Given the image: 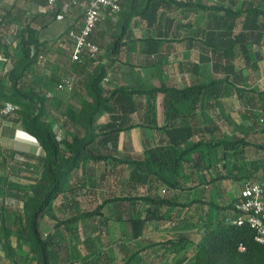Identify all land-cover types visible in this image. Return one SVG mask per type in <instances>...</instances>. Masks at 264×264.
<instances>
[{"label": "crops", "instance_id": "obj_1", "mask_svg": "<svg viewBox=\"0 0 264 264\" xmlns=\"http://www.w3.org/2000/svg\"><path fill=\"white\" fill-rule=\"evenodd\" d=\"M179 3L190 5L184 7ZM10 11L20 19L11 18ZM85 11L84 0H61L55 8H50L46 0H0V95L11 98L14 93L9 73L17 58L12 57L9 42H21L20 32L24 27L36 30L39 41L50 44V55L62 52L54 65L66 74L54 84L46 80V91L39 92L49 99V115L53 96L49 90L57 91L58 84L69 77H75L76 82L74 72L79 66L72 61L74 43L70 34L81 30ZM91 40L101 50L81 64L85 77L103 69L106 77L102 86L109 97L118 90L132 94L121 99L112 97L91 127L94 141L100 144L94 153L107 157L108 161L101 167L92 166L93 171L88 174L93 177L88 175L86 182L83 172L75 171L67 184V192L55 200L56 211L49 210L50 206L46 219L57 222L79 216L83 199L89 197L88 204L94 207L88 211L106 200L119 198L121 201L105 206L97 221L106 224L116 220L125 225L120 229L119 247L95 248L100 251L97 255L90 247L79 264H125L137 252L139 264H192L196 246L210 222L226 215L219 208L226 206L224 175L230 171L237 174L233 181L241 188L236 201L247 181L251 163L264 155V129L258 122L264 117L245 102V95L264 90V0H126L119 14H103ZM213 83L215 87L208 89L195 115L190 117L173 118L163 94L157 96L150 112L147 97L135 93ZM9 106L13 104L0 103V109ZM17 116L18 111L11 117ZM7 118L10 117L0 115V148L27 155L29 160L27 166L9 163L7 169L0 170V176L9 173L15 182L12 188L0 183L1 200L5 194L10 196V207L15 208L22 192L17 175L33 170V164L42 163L46 153L27 133L23 123L17 124L19 127L5 124L3 120ZM102 126L106 127L105 131L98 130ZM80 137H85V132ZM22 140L34 141L42 153L37 156L22 149ZM224 141H245L248 145L238 158L216 146ZM199 143L202 145L186 155L179 174L172 175L158 167L161 152L181 151ZM211 155L218 161L217 165H211ZM149 167L155 174L160 168L161 176L152 173ZM134 174L137 181L133 179ZM127 198L140 200L124 201ZM147 199L168 200L173 205H159L143 235L133 240L129 223L148 218L156 209L157 205ZM109 207L118 210L114 219L106 214ZM227 216L231 218L235 212ZM1 217L0 211V224ZM158 223L168 224V230L162 231L160 240L152 242L149 228ZM74 227L71 232L64 231L63 236H73ZM168 240L183 241V248L160 251L156 244ZM137 242L142 245L132 247ZM62 255L67 261L65 264H78L80 253L70 243Z\"/></svg>", "mask_w": 264, "mask_h": 264}, {"label": "trees", "instance_id": "obj_2", "mask_svg": "<svg viewBox=\"0 0 264 264\" xmlns=\"http://www.w3.org/2000/svg\"><path fill=\"white\" fill-rule=\"evenodd\" d=\"M179 5L186 7L190 4L179 3ZM8 14L13 19H20L14 15L15 13H11V11L8 12ZM55 17L56 16H54L52 20H54ZM26 34H28L27 37ZM20 37L21 42L18 46L20 55L14 60V66L9 73V78L13 84L14 96H16L17 103L28 109V113L25 114L23 119V126L27 133L38 141L46 153V158L42 160L44 167L42 183L39 188L35 189L33 205L28 217V232L36 244L41 264H65V262H63L64 257L62 252L64 248L67 247L68 243L64 241V231L61 230L60 227L64 226L67 231L71 232L72 229H74V224L83 218L97 222L100 220L99 217L103 215L102 210L108 203L121 201V199L113 198L106 200L92 211L82 212L79 216L69 217L66 221H57L54 232L49 234L46 238L42 236L40 231V218L60 195L67 192V184L75 171L81 170L84 174V182H86L87 177L90 176L88 173L93 171L91 169L92 166L95 167L99 165L101 167L102 163L108 161V158L105 156L95 155L94 151L100 149V144H96L97 142L94 141L93 132L90 131L91 127L96 115L105 108L112 100V97L121 99L124 95L130 96L132 93L127 94L123 90H118L110 94L109 97L102 86V82L106 77L105 71L100 69L93 75H88L83 79V90L86 98H84L81 104V110L78 113L71 109L67 111V117H69L72 122L80 125L83 132H85V137L73 135L68 139H59L54 131L52 123L48 121V97L40 94L31 86H26L24 83V79L28 76L37 61H39V57L50 51V44L47 42H40L37 31L25 27L22 32H20ZM215 84L216 83H213L208 86L196 84L185 89L163 87L135 93L147 97V104L150 112H152V108L156 104L157 96L163 94L168 102V109L173 118L190 117L195 115L204 94L207 93L208 89L210 90L212 86L214 88ZM252 94L254 95H245V102L255 107L264 117V90L259 92L253 91ZM13 106L17 108L18 114H20L19 107L16 105ZM258 122L264 129V118ZM156 126H154V128H156ZM105 129V126L98 128L100 131H105ZM190 135L191 134L188 136ZM112 143L115 145L114 142ZM201 145V143L195 144L181 151L178 149H171L161 152L158 157L160 160L158 167H161L165 172H172V175L179 174L186 155ZM245 145H248L245 141H224L216 144V146L223 147L227 154L232 152V155L237 157L243 154ZM209 146L212 147L215 145L210 144ZM27 157V155L16 154L15 152L0 148V170L7 169L9 163L27 166L29 161ZM263 164L264 155L259 160H254L251 163L247 180L258 179L260 176L259 171ZM11 168L13 167L11 166ZM159 169L156 172L157 174H155V170L150 168L152 173L160 177L161 170ZM236 175V173L230 171L224 175V178L234 180L236 179ZM11 177L9 173L0 176V183L11 185L12 188L15 182L11 180ZM136 178L137 176L134 174L133 179L135 181H137ZM142 182H144V180H142ZM132 200L137 201L140 199H124V201ZM237 200L228 206L219 207L224 210L226 215L216 222H210V226L204 232L202 240L196 246V252L191 258L192 264H264V245L255 240L254 230L248 225L238 226L234 223L236 218L235 204ZM147 201L156 204V209H154L152 215L148 218H137L129 223L133 240L143 235L148 222L155 217L156 210L160 207L159 205H173L172 202L168 200L147 199ZM214 208L217 209V206H214ZM0 211L2 214L0 224V228L2 229L1 232L2 234H9L6 218H4V214L8 212L5 204L0 206ZM18 211L17 209L16 212L13 213L15 220L14 224H11V226H14L18 232L22 233L24 231L23 217L20 211ZM232 211L235 212V216L230 218L227 215ZM182 245L183 241L179 240H168L156 244V246H159L160 251L171 252L174 250L179 251L183 248ZM150 247H154V245ZM99 253V250L95 249V251H93L94 255ZM138 255V252L131 255L125 264H139L137 261ZM14 264L17 263L14 262Z\"/></svg>", "mask_w": 264, "mask_h": 264}, {"label": "rangeland", "instance_id": "obj_3", "mask_svg": "<svg viewBox=\"0 0 264 264\" xmlns=\"http://www.w3.org/2000/svg\"><path fill=\"white\" fill-rule=\"evenodd\" d=\"M9 44L8 45L11 47L10 51L12 57L17 58L20 55L18 47L20 42H9ZM61 54L62 52L56 51L53 53V55L47 53L44 59L39 58V61H37L32 70L29 72L28 76L24 79V82L29 84L32 88L33 86H35V89L40 93L45 92L46 90L44 86L46 80H49L54 84L60 78H63L66 75L61 70L57 69L54 65L55 59L58 58V55ZM88 58L89 57L85 56L82 60V63L78 65L79 67L77 71L75 70L74 72L76 73L77 83L76 88L73 92L58 90L56 91L54 89L49 90V92H51L53 96L51 97L52 102L49 103L50 114L48 115V120L51 123H54V131L59 139H68L73 135L80 137V135L83 133L82 128L80 126H77L72 122V120H70L69 117H67V110L69 108L76 113H78L80 110L85 96L83 90V79L87 75H85V70H82L81 64L83 65L84 63H86V60H88ZM14 95L15 94L13 93L11 98L0 95V103L13 104L19 107V116L15 118L10 117L3 120L5 121V124H14L13 126L19 127L20 125L18 126L17 124L23 123V119L25 117V114L28 113V109L27 107L18 104L16 101V96ZM58 102H61V104L58 105ZM21 142L22 144L20 146L22 149L32 151L33 153L37 154V156L38 154L42 153V151L34 141L26 142V140H22ZM210 160L211 165L218 164V161H216L212 155L210 157ZM230 164L231 163H229V165ZM32 167H34L33 170L24 172L23 175H17V177L19 178L17 181L20 182V186L22 187V192H20L17 201L18 207H10V196L6 194L4 195V199L1 200L3 194L1 195L0 192V202L2 201L4 202V204H7L5 205V207L8 209V212L4 214V218H6V224L8 226V231L10 232L9 234H2V229L0 228V264H14V262H16L17 264H41L36 244L30 233L28 232V217L33 205L35 189L39 188L42 183L44 167L42 163H34ZM212 177L213 176H210L211 180ZM89 182L91 183V181ZM240 188L241 185L237 183L235 184V181L229 179L226 180V206L232 204L234 199L237 198L240 192ZM88 200H90V197L86 200L83 199V204L81 207L82 209H80L82 212H87L94 207L93 205H90V203L88 204ZM55 202L56 201L52 203L51 209L49 210L56 211V209H54L56 207ZM17 209L20 211V214L23 217L24 231L22 233L18 232L14 226H11V224H14L15 220V216L13 213L16 212ZM47 212L48 211H46L40 218V231L44 238H46V235H48L50 232L55 230L56 224V221L52 222L51 220L46 219L47 216L45 215L47 214ZM117 212L118 210L116 207H109V209H107L106 211V214L114 219ZM75 225L76 233L73 236L69 234L68 236H66L64 241L68 244L70 243V246L74 247L75 250L80 253L77 261L78 264L82 262L83 259H85L84 255L89 251L87 249H89L90 247L94 246V249H107L109 247L117 246L119 247L120 240L118 238L120 236V229L122 225L116 220H111L110 222L106 221L105 224L103 222L101 223L100 221L93 222L90 221V219L83 218L75 223L74 226ZM167 226L168 224H151L149 228L151 234L149 236V240H151L152 242L160 240L161 235L164 233L162 231L168 230ZM122 227L125 228V225L123 224ZM60 229L68 233L64 226H61ZM101 230H103V232H101ZM137 243L131 244L132 247L142 245V243ZM118 258L120 260L121 255H118Z\"/></svg>", "mask_w": 264, "mask_h": 264}, {"label": "built area", "instance_id": "obj_4", "mask_svg": "<svg viewBox=\"0 0 264 264\" xmlns=\"http://www.w3.org/2000/svg\"><path fill=\"white\" fill-rule=\"evenodd\" d=\"M50 8H55L61 0H46ZM126 0H84L85 19L79 32H72L73 39L72 61L82 63L83 58L94 57L100 53V47L92 42L91 35L101 21L103 14L108 12L116 15L122 11ZM75 77H69L57 86L59 91L73 92L75 90ZM17 113L15 106L0 109V115L11 117ZM260 176L256 180H247L235 204L236 218L234 223L238 226L248 225L255 232V240L264 245V164L260 168Z\"/></svg>", "mask_w": 264, "mask_h": 264}]
</instances>
